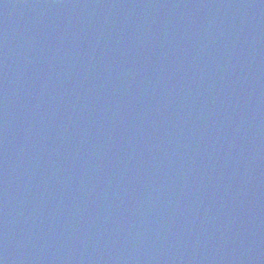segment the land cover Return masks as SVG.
I'll list each match as a JSON object with an SVG mask.
<instances>
[{"label":"water","instance_id":"water-1","mask_svg":"<svg viewBox=\"0 0 264 264\" xmlns=\"http://www.w3.org/2000/svg\"><path fill=\"white\" fill-rule=\"evenodd\" d=\"M0 264H264V0H0Z\"/></svg>","mask_w":264,"mask_h":264}]
</instances>
